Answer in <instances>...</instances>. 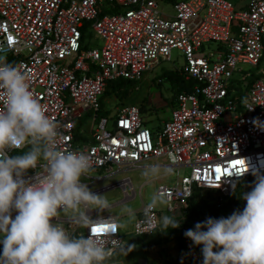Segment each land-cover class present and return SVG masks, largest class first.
<instances>
[{
  "label": "built area",
  "instance_id": "built-area-1",
  "mask_svg": "<svg viewBox=\"0 0 264 264\" xmlns=\"http://www.w3.org/2000/svg\"><path fill=\"white\" fill-rule=\"evenodd\" d=\"M164 2L173 14L160 11ZM93 33L102 39L100 47L89 46ZM0 49V61L21 67L34 96L58 122L60 150L85 152L94 162L81 178L90 188L104 176L164 159L186 168L175 184L157 188L169 201L167 210L185 217L195 189L217 191L219 208L241 180L264 173V73L251 70L264 58V0H0ZM174 50L184 59L176 72L195 85L177 95L158 131L145 125L139 106L104 115L110 81L135 85L172 62ZM237 159L243 163L236 165ZM37 171L30 169L25 179L35 182ZM153 215L160 217L157 209ZM98 216L117 219L93 218ZM145 231L134 222L133 236L153 233ZM118 238L126 241L121 230ZM185 246L190 264H203L190 239Z\"/></svg>",
  "mask_w": 264,
  "mask_h": 264
},
{
  "label": "clouds",
  "instance_id": "clouds-1",
  "mask_svg": "<svg viewBox=\"0 0 264 264\" xmlns=\"http://www.w3.org/2000/svg\"><path fill=\"white\" fill-rule=\"evenodd\" d=\"M0 105V264H106L135 249L118 238L130 223L144 225L145 233L156 227L163 232L180 227L174 216L157 220L153 215L169 204L158 190L144 205L142 220L137 221L136 211L126 205L112 223L108 217L94 219L93 210L102 213L112 207L105 196L81 182L94 170V162L85 152L60 150L58 122L47 115V107L34 96L28 77L15 63L0 61ZM253 123L259 125V119ZM10 151L20 154L10 156ZM38 167L35 182L26 180L28 171ZM173 171L159 161L150 162L141 176L153 184ZM253 174L254 186L243 194L242 212L208 217L184 233L193 245L202 246L203 264H264V174ZM61 212L73 229L59 219ZM104 226L101 232L92 231ZM77 228L88 235L77 234Z\"/></svg>",
  "mask_w": 264,
  "mask_h": 264
},
{
  "label": "rangeland",
  "instance_id": "rangeland-1",
  "mask_svg": "<svg viewBox=\"0 0 264 264\" xmlns=\"http://www.w3.org/2000/svg\"><path fill=\"white\" fill-rule=\"evenodd\" d=\"M160 11L164 13H168V14L174 13L171 4H168V2H164V4L161 3ZM87 39H88L90 47H100L102 45V39L96 36L94 33L91 35L89 34L87 36ZM209 46H210L211 51L216 49L215 44H210ZM183 65H184V59L181 55V52L179 50H174L172 52V62H162L159 67H157L153 72H151L150 79H142L141 82L136 83L135 85H131L129 87V95L126 98L123 96L114 97V96L107 95L105 102H104L105 108L108 110L110 116H113L115 115L116 108H120L123 106H131V105L139 106L140 108H143L142 111H143L144 119L146 120V124L148 128L151 129L153 132L158 131L159 128H161L162 123L168 120L167 118L171 116V112L173 108H175V105H173L174 97H173V91L171 89V84L167 80L161 79L163 71L168 70V71L175 72L176 70H179V68L182 67ZM243 67L248 68L245 66ZM251 70L254 73H264V59H263V62L260 68H252ZM159 77L161 78L159 79ZM141 172L142 170H134V169L127 171V172H120L116 176H114L115 177L114 180L120 179L126 176L127 174L138 173L141 175ZM184 174H185V169H180L179 172L172 174V177H170V180L168 181L170 182V184H175L176 176L179 175L180 177H183ZM90 176H92V174H90ZM95 188L96 187H91L90 189L94 191ZM155 191H157V189L155 188V184H147L145 186L144 191L141 192V194L137 190V195L134 200L128 203H123L118 206L111 207L109 211H105L102 213L98 212L97 210H93L90 213V215L92 217H95L98 214L121 215L122 208L125 205L135 210L136 207L141 206L143 203L146 204L150 195ZM102 195L105 196L107 199L108 197H114V196H120V195H123L124 197V193L121 191V189H115V190H112ZM195 195L197 197V204L199 205L201 214L204 215L208 213L209 211V204H211L213 201L216 202L218 193L217 191H203L202 192V191L195 189ZM157 210L159 211L160 216L162 215L174 216L175 219L179 220L180 225H182L183 228L182 229L177 228V231L180 230L181 234L191 229L192 223L190 221H187L185 217H182L176 214L177 212L175 214L170 213L167 210V205L163 207H159L157 208ZM59 219H64V221H66L67 217L65 216L63 212H61ZM133 224L134 223H130L127 228L123 229L124 232H127V234L125 235V238L128 241L133 240V235L131 233L133 229ZM73 228L74 226L71 225L70 230ZM75 230L77 234H79L80 232H84L85 234V229L77 228ZM163 231L164 230L159 227L158 230H156L152 234L143 236L139 240L137 239L138 240L137 242L139 244H145L146 238H149L154 244L155 243L158 244V242L165 240L167 234L169 233L168 230L166 232H163ZM171 238L175 239V241L178 244V247L182 246V240L181 238H179L178 235H170L169 240H171ZM197 248L199 250V253L203 257L202 252H201L202 246H197ZM146 250L147 249H143V248L141 250H135L134 255L135 253H137L136 255L141 256L145 260V258L149 255L148 251ZM184 258L186 259L187 257H184ZM131 262L134 263L137 261H135V259H132ZM150 264H154V263L151 262ZM170 264H173V262Z\"/></svg>",
  "mask_w": 264,
  "mask_h": 264
},
{
  "label": "crops",
  "instance_id": "crops-1",
  "mask_svg": "<svg viewBox=\"0 0 264 264\" xmlns=\"http://www.w3.org/2000/svg\"><path fill=\"white\" fill-rule=\"evenodd\" d=\"M164 72H165V70L163 71V73ZM150 77H151V73H146L143 75V79H150ZM160 78L161 77H159V79ZM105 99H104V102H105ZM104 108H105V106H104ZM107 112H108V110H107ZM143 118H144V115H143ZM167 119H169V118H167ZM163 123H162V125H163ZM145 125L147 126L146 120H145ZM150 162H157V161L150 160V161L144 162L142 165H140L138 168H136L134 170H142L144 164L150 163ZM159 162L168 165L166 163V161H164V159L159 160ZM168 166H170V165H168ZM171 167L174 170L172 174L179 172L180 169H185V172H186V168H176L174 166H171ZM172 174L165 176V177L157 180L155 183H153V184H155V188L157 189L161 183L170 184V182L168 180H170V177H172ZM116 175H114V176H116ZM114 176H112V177L104 176L103 177L104 179H102V181L99 184H96L94 186V187H96L94 189V191H95L97 189L112 185V184L120 182V181H122V182L127 181V190L125 193L123 191L124 197H123V195L108 197V200L110 201L112 207L118 206V205L123 204V203H128V202L134 200L136 195H137V190L141 194V192L144 191L145 186L147 185L144 182V180L142 179V176L138 173L127 174L126 176H124L120 179H116V180H114L115 179ZM170 185H173V184H170ZM142 205L139 207H136V209H135V211L137 213V217H138V213H139V210L141 209ZM110 216H114L116 218L120 217V215H115V214H110ZM121 231L123 232L124 236L127 234V232H124L123 229H121ZM174 235H178L179 238H181L182 246L178 247L177 242L175 241V239H172V238H171V240H168L165 242L160 241V242H158V244L157 243L154 244L151 241V239L146 238L145 244H139L137 241L141 237L133 236L132 241H128L127 239H126V241L129 244L135 245V249L132 252H130L126 257L122 256V255H117L113 258L112 261L106 262V264H150L151 262H153L154 264H170L172 262H173V264H190V257H189L187 250H186V246H185V242L188 238L185 237L184 233L181 234L180 230H178ZM147 247H149L150 249ZM142 248L147 249L146 251H148V254H149L145 258V260L141 256L136 255L137 253H135V255H134L135 250H141ZM184 257H187V258L185 259ZM132 259H135V261H137V262L132 263L131 262Z\"/></svg>",
  "mask_w": 264,
  "mask_h": 264
},
{
  "label": "trees",
  "instance_id": "trees-1",
  "mask_svg": "<svg viewBox=\"0 0 264 264\" xmlns=\"http://www.w3.org/2000/svg\"><path fill=\"white\" fill-rule=\"evenodd\" d=\"M172 1H175V0H172ZM84 38H85V35H84ZM161 79H165L171 84V89L173 91V97H174L173 102H174V99H176L177 95H179L183 91H188V92L191 91L193 89V86L195 85V82L193 80L186 81L184 77L176 71L174 72V71L165 70V72L162 74ZM251 79H254V76ZM131 85L132 84L130 82L125 81V80L110 81L107 85V88L104 94V99L106 98L107 95L114 96V97L123 96L126 98L129 95V87ZM103 113L104 115H106L109 112L104 111ZM261 174H264V173H261ZM255 179H256L255 175H252V176H249L241 180L238 183V186L235 192L226 198L224 204L221 207L218 208L216 205V202L213 201L211 204H209L208 213L204 215L201 214L199 205L197 204V197L194 192V195L189 200V205L187 207V215L185 216V219L192 223L196 219L205 221L206 218L208 217H212L215 219H219L221 217L227 218L234 211L242 212L246 206V201L243 200V194L245 192H250L252 190ZM197 190L203 192V190H200V189H197ZM191 226H192L191 229H194L193 224H191ZM182 228L183 226L180 225L178 229H182ZM168 232L169 233L167 234L165 240H163L162 242L168 241L170 235H174L177 232V228L169 229Z\"/></svg>",
  "mask_w": 264,
  "mask_h": 264
},
{
  "label": "water",
  "instance_id": "water-1",
  "mask_svg": "<svg viewBox=\"0 0 264 264\" xmlns=\"http://www.w3.org/2000/svg\"><path fill=\"white\" fill-rule=\"evenodd\" d=\"M115 189H121V191L122 192L124 191V193H125L127 190V184L120 181V182L114 183L112 185L97 189L94 192H97L98 194L102 195V194H105V193L110 192V191L115 190Z\"/></svg>",
  "mask_w": 264,
  "mask_h": 264
},
{
  "label": "snow or ice",
  "instance_id": "snow-or-ice-1",
  "mask_svg": "<svg viewBox=\"0 0 264 264\" xmlns=\"http://www.w3.org/2000/svg\"><path fill=\"white\" fill-rule=\"evenodd\" d=\"M114 143H115V141H114ZM242 163H243V161L240 160V159L235 160V164H236V165H239V164H242ZM217 171H219V169H217ZM106 227H107V226H104V228L95 227V228L92 229V231H93V232H101V231H103ZM113 229H114V226H113Z\"/></svg>",
  "mask_w": 264,
  "mask_h": 264
}]
</instances>
